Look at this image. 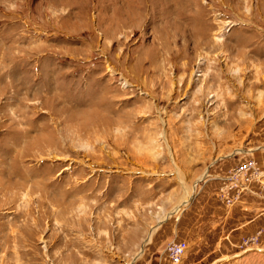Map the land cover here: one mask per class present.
Listing matches in <instances>:
<instances>
[{"label":"rangeland","instance_id":"rangeland-1","mask_svg":"<svg viewBox=\"0 0 264 264\" xmlns=\"http://www.w3.org/2000/svg\"><path fill=\"white\" fill-rule=\"evenodd\" d=\"M240 165L264 184V0H0V264H172L158 220Z\"/></svg>","mask_w":264,"mask_h":264},{"label":"crops","instance_id":"crops-1","mask_svg":"<svg viewBox=\"0 0 264 264\" xmlns=\"http://www.w3.org/2000/svg\"><path fill=\"white\" fill-rule=\"evenodd\" d=\"M229 171L199 185L190 202L164 222L171 239L187 243L180 264H238L243 254L241 238L249 231L264 230V187L256 183L244 190L233 188L234 199L227 203L220 188ZM156 261L161 264V254Z\"/></svg>","mask_w":264,"mask_h":264},{"label":"built area","instance_id":"built-area-1","mask_svg":"<svg viewBox=\"0 0 264 264\" xmlns=\"http://www.w3.org/2000/svg\"><path fill=\"white\" fill-rule=\"evenodd\" d=\"M250 168L249 165H240L231 170V175L226 178V183L220 188L222 197L225 198L227 203H231L234 196H231L230 190L233 188H239L240 190L248 189L247 177L244 178L242 175L245 170ZM258 176L264 175L261 173L259 168L254 169ZM264 187V184L262 185ZM187 248V243L183 240L171 239L164 247V252L166 253L168 259L172 264H177L181 261L183 254ZM135 260L133 261L134 264ZM144 264H149L145 262Z\"/></svg>","mask_w":264,"mask_h":264},{"label":"bare ground","instance_id":"bare-ground-1","mask_svg":"<svg viewBox=\"0 0 264 264\" xmlns=\"http://www.w3.org/2000/svg\"><path fill=\"white\" fill-rule=\"evenodd\" d=\"M217 40L219 41V40H220V37L217 36ZM199 60H200V59H199ZM199 62H200V61H199ZM1 63H2V62H1ZM203 75H204V74H203ZM56 144H57L56 139H55L52 135H50L49 133H47V135H45L44 137H40V138L36 139V140L34 141V143H33L32 146H35L36 149L38 148V150H43L44 148H51V149L54 148V149H55V148H56ZM30 146H31V145H30ZM48 151H49V153H48L49 156H50V155H52L53 157H57V156H59V155H56L54 152H52L53 150L48 149ZM55 151L57 152V150H55ZM24 183H25V182H24ZM26 194H27V193H26ZM190 196H191V195H186V196L181 200V202L179 203V205H180V204H185V203H187V202L189 201ZM179 205H178V206H179ZM178 206L174 207L170 212L166 213L165 216L162 217V219H160V220H158V221L160 222L161 220H163V218H166L167 216L171 215L172 213L177 212V211H178ZM157 225H158V224H157ZM154 227H155V226H154ZM154 227H153V228H154ZM152 231H153V230H151V231L149 232V235H148L146 241H149ZM141 252H142V250H139V251L136 253L135 258L138 257L139 254H140Z\"/></svg>","mask_w":264,"mask_h":264}]
</instances>
